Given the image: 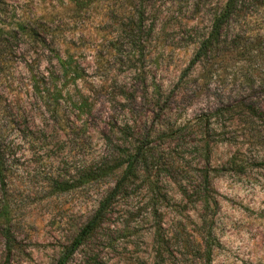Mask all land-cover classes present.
Instances as JSON below:
<instances>
[{"label": "rangeland", "instance_id": "rangeland-1", "mask_svg": "<svg viewBox=\"0 0 264 264\" xmlns=\"http://www.w3.org/2000/svg\"><path fill=\"white\" fill-rule=\"evenodd\" d=\"M226 1L0 0L20 39L0 61V264H58L139 147L65 264H264V0L192 64ZM32 70L62 91L57 112Z\"/></svg>", "mask_w": 264, "mask_h": 264}, {"label": "trees", "instance_id": "trees-1", "mask_svg": "<svg viewBox=\"0 0 264 264\" xmlns=\"http://www.w3.org/2000/svg\"><path fill=\"white\" fill-rule=\"evenodd\" d=\"M244 0H227L223 9L215 16L212 24V29L207 37H205L200 44V47L196 53V57L193 60L192 64L198 62L202 57L208 55L211 50L214 48L215 44L220 41L222 36L224 26L231 20L232 16H234L238 7L243 3ZM24 27V25H21ZM19 30L17 27H9L8 25H2L1 23V13H0V61L4 59L5 56L11 57L15 53V49L19 48ZM27 34L36 38L38 35L37 31L27 30ZM6 54L4 57L3 55ZM63 67L67 68L68 64L63 62ZM65 73H68V69H64ZM32 80H33V89L37 94L38 101L42 103V105L48 111L57 112V107L54 105L53 109L50 106H53V103L56 102L58 104V96H62V91L54 85V90L49 82L43 81L38 77L39 71H31ZM52 93V94H51ZM54 99V100H53ZM6 139L3 133H0V182L3 185V188H6V178H7V163H8V149L9 144L7 145ZM147 158V150L144 147H139L136 152L127 155V159L125 160L126 167L124 173L116 187L100 202L99 207L97 208L94 215L91 219L81 228L78 235L75 237L74 241L71 245L67 247V250L63 254L58 264H65L70 257L74 254V252L84 244L102 225L104 222L106 215L108 213L109 208L111 207L113 200L115 199L119 188L123 185V183L130 178L131 176L136 174L137 167L140 162ZM74 185L69 182L63 183V191H68L72 189ZM0 211H10L9 205L5 204L0 207ZM3 217L4 221L8 220V213L3 212L0 215V218ZM4 237L7 242V246L9 250H11L13 237L11 234V230L9 228H5L3 231ZM209 252H211V245H207Z\"/></svg>", "mask_w": 264, "mask_h": 264}]
</instances>
